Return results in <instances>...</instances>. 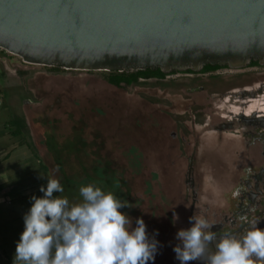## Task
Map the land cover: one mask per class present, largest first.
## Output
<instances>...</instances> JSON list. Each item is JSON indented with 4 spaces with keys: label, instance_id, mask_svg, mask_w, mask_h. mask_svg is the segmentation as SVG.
I'll list each match as a JSON object with an SVG mask.
<instances>
[{
    "label": "rangeland",
    "instance_id": "1",
    "mask_svg": "<svg viewBox=\"0 0 264 264\" xmlns=\"http://www.w3.org/2000/svg\"><path fill=\"white\" fill-rule=\"evenodd\" d=\"M256 62L241 68L223 66L215 77L172 70L163 77H142L132 85L117 86L110 81L114 75L109 71L31 64L0 48V92L4 94L0 125L14 116L8 103L11 97L19 106L21 136L42 155L48 177L59 179L64 187L54 196L79 203V189L89 183L112 191L130 205L120 211L132 219V228L142 217L149 237L158 241L155 259L148 264H181L173 249L182 244L177 232L194 224L184 199L193 148L199 141L194 163L197 183L210 176L204 166L228 171L219 166L222 149L215 142H223L212 131L226 114L225 107L217 105L231 88L264 80V65ZM202 113L211 117L210 125ZM212 135L214 142L201 144ZM229 147L237 154L231 178L235 184L249 160L238 155L236 143ZM47 180L37 171L17 175L8 194L0 196V264H14L25 230L24 216L34 203L31 198L44 196L40 188L46 187ZM200 197L195 214L208 215L212 222V212L205 211L210 198L202 193ZM218 201L221 210L226 205L220 195Z\"/></svg>",
    "mask_w": 264,
    "mask_h": 264
},
{
    "label": "water",
    "instance_id": "2",
    "mask_svg": "<svg viewBox=\"0 0 264 264\" xmlns=\"http://www.w3.org/2000/svg\"><path fill=\"white\" fill-rule=\"evenodd\" d=\"M0 48L76 70L264 65V0H0Z\"/></svg>",
    "mask_w": 264,
    "mask_h": 264
},
{
    "label": "clouds",
    "instance_id": "3",
    "mask_svg": "<svg viewBox=\"0 0 264 264\" xmlns=\"http://www.w3.org/2000/svg\"><path fill=\"white\" fill-rule=\"evenodd\" d=\"M43 197L33 196L24 216L25 230L16 247L14 264H148L158 241L150 238L142 217L132 219L120 209L129 206L112 191L89 183L79 189L81 202L71 203L59 179L48 177ZM192 227L180 229L173 251L181 264L201 259L206 264H264V228L250 221L237 236L225 233L210 251L216 234L208 219L193 215Z\"/></svg>",
    "mask_w": 264,
    "mask_h": 264
},
{
    "label": "flooded vegetation",
    "instance_id": "4",
    "mask_svg": "<svg viewBox=\"0 0 264 264\" xmlns=\"http://www.w3.org/2000/svg\"><path fill=\"white\" fill-rule=\"evenodd\" d=\"M222 67L205 69L204 66L201 70L188 69L186 72L215 77L221 75L218 70ZM217 106L225 107L226 114L221 115V122L214 125L212 131L218 133V140L223 142L220 144L215 142L219 149H222L218 152L219 166L226 167L228 171L220 170L216 166H204L205 171H211L210 176L197 183L194 178V163L199 148L198 141L190 157L188 177L184 187V199L189 205V219L195 214L201 193L210 198L205 211H211L213 214L214 220L209 222L213 224L211 231L217 236L216 240L211 242L210 251H215L216 243L225 233L242 236L249 229V222L253 219L258 222V227L264 228V80L231 88ZM202 115L206 114L202 113ZM210 121L211 117L206 115L205 124L210 125ZM233 131L238 133L235 134ZM215 137L207 136L200 142L209 145L214 142L212 138ZM234 143L238 155H247L249 160L243 166L235 184L231 183V178L236 171L234 161L237 154L234 152V147H229ZM223 153L225 155L220 160ZM208 191L213 192L214 195L211 193L209 195ZM218 195L226 205L221 207V210L218 209L220 207H216L219 203ZM204 218L209 220L208 215ZM190 223L193 224L194 221Z\"/></svg>",
    "mask_w": 264,
    "mask_h": 264
},
{
    "label": "crops",
    "instance_id": "5",
    "mask_svg": "<svg viewBox=\"0 0 264 264\" xmlns=\"http://www.w3.org/2000/svg\"><path fill=\"white\" fill-rule=\"evenodd\" d=\"M0 89L3 90L1 86ZM3 95L0 92V99H3ZM12 101L10 97L8 103L12 108L14 116L5 118L0 125V196L8 194L11 190V183L17 179V175L21 177L22 174H31L37 171L42 177L47 176L48 179L47 166L42 155L40 156V153L35 151L30 141L24 140L21 136L22 134L19 132L20 124L17 118L19 106L16 102ZM8 163L15 166L14 170H12V166H6ZM19 187V185L18 187L16 186V189L18 190Z\"/></svg>",
    "mask_w": 264,
    "mask_h": 264
},
{
    "label": "trees",
    "instance_id": "6",
    "mask_svg": "<svg viewBox=\"0 0 264 264\" xmlns=\"http://www.w3.org/2000/svg\"><path fill=\"white\" fill-rule=\"evenodd\" d=\"M257 63L256 61L252 62ZM220 65H211L208 64L205 66V69H210V68H216L219 67ZM114 76L111 78V82L117 86H121L123 83L127 85H132L135 82L139 80V78H149V77H163L166 75V72H163L160 68L152 69V68H146V69H140L136 72H118V71H112L111 72ZM41 161L43 162L42 158L40 157ZM44 164V162H43Z\"/></svg>",
    "mask_w": 264,
    "mask_h": 264
},
{
    "label": "bare ground",
    "instance_id": "7",
    "mask_svg": "<svg viewBox=\"0 0 264 264\" xmlns=\"http://www.w3.org/2000/svg\"><path fill=\"white\" fill-rule=\"evenodd\" d=\"M7 51V50H6ZM7 52H9V51H7ZM10 53H12V52H10ZM12 54H14V53H12ZM14 55H16V54H14ZM17 56H19V55H17ZM19 57H21V56H19ZM22 58V57H21ZM24 61V60H23ZM26 62V61H25ZM27 63H30V62H27ZM31 64H34V63H31ZM40 65V64H39Z\"/></svg>",
    "mask_w": 264,
    "mask_h": 264
}]
</instances>
